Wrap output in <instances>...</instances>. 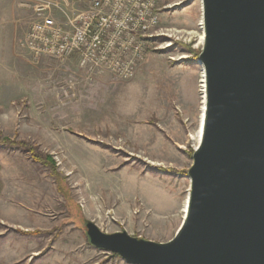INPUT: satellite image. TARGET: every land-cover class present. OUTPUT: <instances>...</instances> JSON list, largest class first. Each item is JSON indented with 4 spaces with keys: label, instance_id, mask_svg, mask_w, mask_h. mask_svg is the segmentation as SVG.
I'll list each match as a JSON object with an SVG mask.
<instances>
[{
    "label": "rangeland",
    "instance_id": "374dc122",
    "mask_svg": "<svg viewBox=\"0 0 264 264\" xmlns=\"http://www.w3.org/2000/svg\"><path fill=\"white\" fill-rule=\"evenodd\" d=\"M164 2L181 3L163 10L160 26L181 30L183 37L157 39L158 48L130 79L105 71L85 78L74 58L35 63L23 36L17 41L20 62L0 76V264H129L89 243L88 220L103 232L125 230L158 242L174 235L202 133L196 53L203 45V20L198 0ZM70 78L76 88L63 103L58 89ZM30 145L51 156L64 175L60 181L33 160ZM140 173L159 180L140 177L147 200L161 202L160 216L136 217L139 206L132 211L127 178Z\"/></svg>",
    "mask_w": 264,
    "mask_h": 264
},
{
    "label": "water",
    "instance_id": "95a60500",
    "mask_svg": "<svg viewBox=\"0 0 264 264\" xmlns=\"http://www.w3.org/2000/svg\"><path fill=\"white\" fill-rule=\"evenodd\" d=\"M205 109L185 216L166 242L103 232L129 264H264V0H202Z\"/></svg>",
    "mask_w": 264,
    "mask_h": 264
},
{
    "label": "built area",
    "instance_id": "2783aa9c",
    "mask_svg": "<svg viewBox=\"0 0 264 264\" xmlns=\"http://www.w3.org/2000/svg\"><path fill=\"white\" fill-rule=\"evenodd\" d=\"M198 2L202 4V0ZM180 3L22 0L21 5L30 9L22 46L35 63L45 57L60 62L74 58L77 71L85 78L105 71L118 79H130L146 63L150 51L158 48L153 46L157 39L166 36L176 41L183 37L178 35L181 30L160 26L163 10ZM199 28L203 31V23ZM76 84L75 79L70 78L59 87L63 103L74 95ZM51 87L56 88L53 82Z\"/></svg>",
    "mask_w": 264,
    "mask_h": 264
},
{
    "label": "crops",
    "instance_id": "0c3cea01",
    "mask_svg": "<svg viewBox=\"0 0 264 264\" xmlns=\"http://www.w3.org/2000/svg\"><path fill=\"white\" fill-rule=\"evenodd\" d=\"M21 1L22 0H0V76L10 75L15 68L11 63L20 62V56L23 53V51L17 46V41L24 36L27 26L28 12L21 6ZM6 58L11 60L7 62ZM145 174L146 173L129 175L130 178H127L129 180H127L126 183V191L128 193L127 199L130 201V205L133 208L132 211L136 206L143 209L142 214H136V217L140 216L143 218L146 214L160 216V213H162L161 209L163 208L160 204L161 202L158 201V198L154 197H150L152 201H148L144 196L145 189L141 184L145 179H147L149 183L151 181L159 182V180L153 177L148 178L151 175L146 177ZM140 177L145 179H140ZM140 202H142L143 205H140ZM153 220L155 222L160 221V219L155 218H153ZM182 220V218L180 221L179 219L176 220L173 233L176 232Z\"/></svg>",
    "mask_w": 264,
    "mask_h": 264
},
{
    "label": "trees",
    "instance_id": "16d2710c",
    "mask_svg": "<svg viewBox=\"0 0 264 264\" xmlns=\"http://www.w3.org/2000/svg\"><path fill=\"white\" fill-rule=\"evenodd\" d=\"M198 54H199V52L196 53V56H198ZM6 140H7V138H6ZM8 142L13 143V144H16L17 143L15 141H11V140L8 141ZM19 144L20 145L21 144H24L25 145L26 143H25V141H23V143L22 142L21 143L19 142ZM26 149L31 152L33 160L40 162L44 166H47L51 170V172L56 175L58 181H60L62 179V177H64V175L61 172L56 171V168H55V165H54V161L52 160L51 156H49L47 154H43V153L37 151L35 149V147L34 146H31V145L29 147H26ZM58 188L61 189V185L60 186L58 185ZM34 232H37V231H33V233Z\"/></svg>",
    "mask_w": 264,
    "mask_h": 264
},
{
    "label": "bare ground",
    "instance_id": "6f19581e",
    "mask_svg": "<svg viewBox=\"0 0 264 264\" xmlns=\"http://www.w3.org/2000/svg\"><path fill=\"white\" fill-rule=\"evenodd\" d=\"M199 24H202V22H199ZM188 33L189 34H192L190 31ZM202 36H204V32H202ZM201 66H202V64H201ZM201 77H202L201 78V96H200V99H201V107H200V111H199L200 113H199V124H198V132H199V135L202 132L203 116H204V109H205V79H204L205 75H204V69H203V67H201ZM187 198H188V196L186 195L185 196V199H184L183 207H182V214H183L182 219L184 218L185 212H186Z\"/></svg>",
    "mask_w": 264,
    "mask_h": 264
}]
</instances>
